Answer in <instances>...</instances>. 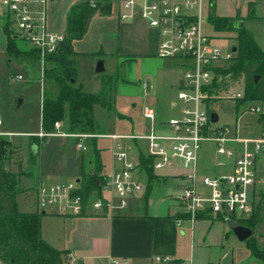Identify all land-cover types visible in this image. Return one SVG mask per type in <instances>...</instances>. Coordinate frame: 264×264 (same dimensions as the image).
I'll return each instance as SVG.
<instances>
[{"label":"crops","instance_id":"crops-1","mask_svg":"<svg viewBox=\"0 0 264 264\" xmlns=\"http://www.w3.org/2000/svg\"><path fill=\"white\" fill-rule=\"evenodd\" d=\"M80 1L82 0H49L47 6H45L49 30L53 33H64L67 26L68 12L73 5ZM89 1H110L112 14L106 17L95 16L90 23L88 34L83 39L73 43L75 52L73 60L77 69L76 85L89 94L98 95L109 92L112 104L95 105L94 119L97 132L92 137L95 139L92 141V138H88L83 141L87 148L86 151L78 149V140L76 139L75 149L77 152L82 153L80 156L77 153L73 154V146L70 147L68 144V139H72L71 137L52 136L41 138L38 134L46 132L43 130L42 122L38 131L17 132L8 129L6 120L0 112L4 120L1 130L13 134L4 138H8L9 141L17 140L23 145L21 149L26 148L29 142H32L28 158L22 159L16 164H10V162L7 164V168L12 172H17L21 164L22 170L25 172L20 180V186L28 191L17 197L20 210L23 212L39 211L37 189L42 182L41 167L46 155L44 146L50 144L49 139L59 140L58 144L51 147L47 153L56 158L54 162L55 169H52L51 174L55 177L67 178L68 182L73 180L80 182L82 175L99 168L102 184H106L108 178L114 172L120 170L122 165L113 155V141L105 136L145 135L152 131L158 134L170 132L165 117L157 111L156 107L146 103L149 99H155L156 101L161 98L164 99L167 97L168 92L176 93L175 89L180 81V77L177 78L176 71L172 68L175 60L163 59L158 55V32L151 28L140 16L128 20L121 19L123 0ZM209 6L211 10L209 13L210 19V14L214 11L211 8V0ZM214 6H216L215 3ZM255 6H264V2ZM255 6L252 13L256 16ZM39 7L42 8V6ZM238 13L244 19L248 16H245L240 10ZM256 18L258 17L256 16ZM7 19L9 20L2 7V12H0V65H3V58L9 55L8 39L1 30L4 28ZM243 23L240 22V27ZM233 49L234 47L232 51ZM82 60L89 61L90 78L82 77L79 73V62ZM108 60H110V64L107 63ZM99 63L104 65V71L101 73L97 72ZM137 63H140L144 83H142V80L139 83L138 95L134 97L132 103L133 109L137 108L136 101L139 96L144 103L141 105L139 113L133 111L129 115L130 131L123 129L120 132H100L102 127L97 120L98 114L99 116H105L107 120L112 119L111 113H106V111L114 112L112 105L114 104L115 108L119 97H122L119 94L122 87L135 84L133 68L137 67ZM144 85H146V88H144ZM244 88V85L241 86L239 91ZM216 101L223 100L213 99L209 104H214ZM232 101L235 102V105L230 109L220 103L211 114L217 113V109L222 110L234 116L235 123L232 125L228 123L219 125L221 117L217 113L219 119L215 124L219 127H230L234 130L235 135L238 132L241 138L258 135L264 129V114L255 116L248 113L249 102ZM176 102L175 95L167 104V110L171 114V118L180 115V108L174 106ZM253 102L261 104V101ZM145 107H151L155 110L156 120L154 123L144 117ZM244 115L252 116L242 124L240 118ZM119 116L121 119L124 118L123 115ZM61 131L69 133L63 128L62 123ZM53 132H56L55 127L52 132L46 133ZM92 142L93 147L90 146ZM206 143L212 142L202 144L198 164L199 176L218 177L233 173L234 160L218 157L214 143H212L215 149L212 159L204 161L201 152L203 145ZM128 147L131 157L139 164L142 156H148V144L143 140L129 141ZM228 147L239 152L242 145L240 143H229ZM260 159L258 182L252 192L255 211L260 201H264L262 167L264 154ZM32 163L39 165L38 174L35 173V169L33 172ZM153 173L155 177L150 180L146 171L141 169L140 177L146 186L145 190L142 193L130 196L128 207L113 214L96 215L91 205L87 207L86 213L81 216L63 215L55 207L39 211L43 213L41 230L43 239L56 249L69 252L68 258L72 260L70 264H116V262L119 264H153L156 256L173 258L179 264H189L191 258L197 264H229V262L230 264H243L245 261H251L252 258L260 261L253 256L250 250V239L242 242L230 229L229 220L241 223L240 220L223 217L215 218L208 212L201 213L194 223L189 220V216L180 201L184 184L181 169L170 168L161 172H154L153 170ZM197 187L200 191L209 193L203 183L199 182ZM104 197L109 198L111 194L104 193ZM255 211L252 216L255 215ZM252 216L244 220H249ZM178 221H181V223H178ZM261 226L264 227V222L255 223L254 225L257 230ZM256 229L253 238L257 246L262 249L263 237L261 238L257 234ZM254 263L256 262L254 261ZM260 264L264 263L261 262Z\"/></svg>","mask_w":264,"mask_h":264},{"label":"built area","instance_id":"built-area-1","mask_svg":"<svg viewBox=\"0 0 264 264\" xmlns=\"http://www.w3.org/2000/svg\"><path fill=\"white\" fill-rule=\"evenodd\" d=\"M48 1L0 0L12 29L40 50L43 60L47 54L57 52L65 38L64 33H53L48 28L45 9ZM121 7V19L140 16L158 32L160 58L175 60L184 68L183 78L175 89L180 105L176 102L174 106H179L180 115L167 122L170 130L167 134L152 131L145 135L105 136L113 141V155L122 165L121 169L114 172L106 184H101L95 198L86 206L80 194L81 184L76 180L40 185L37 189L39 211L55 207L63 215L81 216L84 208L91 205L95 214L102 216L127 208L130 196L142 193L146 188L140 177V164L131 157L128 142L143 140L148 144V156L153 159L154 172L170 168L183 171L180 201L192 223L204 212L215 218H249L255 211L252 192L258 182L259 162L264 154V129L254 137L241 138L230 127H219L211 120L210 101L243 100L245 88L227 96H223L220 90L210 94L215 84H222L223 76L217 70L233 61L236 52L215 44L205 34V0H123ZM18 78L22 79V76ZM247 112L261 116L264 109L256 102H249ZM143 115L152 123L156 120V112L151 107H145ZM3 125L0 114V141L2 137L13 135L1 131ZM55 129L56 132H41L38 136L75 138L78 149L82 151L87 150L83 141L94 137L87 133L62 132L59 122L55 123ZM204 142L216 145L218 157L234 160L233 173L218 177L199 176L198 164ZM229 143H240L242 148L237 152L228 147ZM262 167L264 178V162ZM199 182L209 193L198 189ZM104 193L111 194V197H104ZM70 261L68 259L65 264H70ZM153 264L179 263L170 257L156 256ZM189 264L197 263L191 258Z\"/></svg>","mask_w":264,"mask_h":264},{"label":"trees","instance_id":"trees-1","mask_svg":"<svg viewBox=\"0 0 264 264\" xmlns=\"http://www.w3.org/2000/svg\"><path fill=\"white\" fill-rule=\"evenodd\" d=\"M254 6V3L250 4L249 14L245 19L241 17L240 13L234 18H221L213 12L210 14V21L217 32L237 34L239 46L235 59L217 71L223 77L230 75L233 80H238L245 75V98L241 100L244 102H264V51L255 39L253 32L244 24L240 27L241 20L264 23V19L256 18L252 13ZM211 8L215 9L214 0H211ZM111 14L112 4L110 1L82 0L69 10L64 41L60 44L57 52L44 57L43 76L58 86L56 98L45 95L43 99L42 127L44 131L52 132L55 123L59 122L69 133L96 135L94 107L97 104L110 102L109 92L98 95L89 94L76 85L77 69L73 60L75 55L73 43L88 34L90 23L95 16L106 17ZM4 29L5 31L11 29L12 32H15L8 19ZM15 34L14 40L21 39L28 42L16 32ZM13 42L8 37V53L10 54L14 52ZM33 49L38 58H41L40 50L34 47ZM256 76H259L257 83L255 82ZM223 86L215 84L210 94L219 91ZM92 139L94 141L95 138ZM93 145L92 142L90 146L93 147ZM152 164V157H141L140 168L146 171L150 180L155 177ZM98 169L84 174L80 178V194L85 206L95 198V192L99 191L102 184ZM24 175L25 172H23L21 164L17 172H12L6 167L3 157H0V261L2 264H65L69 259V252L56 249L42 237L43 213L20 210L17 197L28 191L20 186V180ZM255 212V215L249 220H240V222L253 229L255 223L264 222L263 200L260 201ZM85 213L86 209L84 208L83 214ZM249 243L253 256L264 263V251L257 246L253 237L250 238Z\"/></svg>","mask_w":264,"mask_h":264},{"label":"rangeland","instance_id":"rangeland-1","mask_svg":"<svg viewBox=\"0 0 264 264\" xmlns=\"http://www.w3.org/2000/svg\"><path fill=\"white\" fill-rule=\"evenodd\" d=\"M215 9L213 13H215L218 17H236L238 11L240 10L245 16L249 14V6L251 3L255 5H261L264 0H214ZM210 0H205V21H204V32L210 38L213 39V42L217 45L222 46L224 49L232 50V48H236L239 46L238 40L236 38L237 34L234 32H225L219 33L215 30L213 23L209 19L210 13ZM255 13L258 18L264 19V6H255ZM0 12H2V7L0 6ZM244 22V26L249 28L253 34L260 47L264 51V24L261 22ZM8 39L10 37L14 42V52L13 54L8 53L7 57L3 58V65H0V112L4 116L6 120V124L8 129L20 132L26 130H36L38 131L40 128V123L42 122V111H43V99L45 95L50 96L51 98H56L58 95V86L56 83L46 80L43 76L44 69V60L42 58H38L37 53L33 49V47L28 43L21 39H15V32H12L11 29L5 31V29H1ZM15 35V36H14ZM31 58L33 60H29ZM89 61L82 60L79 62V73L82 77L90 78L89 73ZM110 64V60L107 61ZM172 63V62H170ZM172 68L176 71L177 78L180 77V80L184 75V68L179 62H173ZM144 71V69H143ZM133 78L135 77V84L127 85L122 87L119 90V94L122 97H119L116 107L114 108V104L112 105V110L114 112H110L107 110L106 113H111L112 119L107 120L105 116H97V120L101 125L100 132H120L123 129L125 131H130L131 122L129 119V115L135 111L136 113L141 110V105L144 103L143 99L139 96L136 101L137 108L133 109L132 103L134 102V97L138 95V90L140 88L139 83L142 80L144 83V78L142 77V70L140 69V63H137V67L133 68ZM103 75V74H102ZM18 76H22V79H19ZM106 77V76H105ZM115 81V80H114ZM146 81V80H145ZM180 83V81H179ZM222 85H224L220 91L223 96H227L234 92L240 90L241 86H245V75H243L238 80H233L231 76L222 78ZM108 87L110 85L108 83ZM108 88V89H109ZM118 92V91H117ZM141 93V92H140ZM176 95V101L178 105L180 102L177 100V93H167V97L164 99H160L156 101L155 99H149L146 101L148 105L156 107L157 111L165 117L168 122L171 119V114L168 113L167 104L173 99ZM22 100V103L19 102ZM108 101V99H107ZM106 101V102H107ZM112 101L108 102L109 104ZM220 103L224 104L226 108L230 109L235 105V102L232 100H223L216 101L214 104H209V113H211L214 109L217 108V105ZM262 108L264 109V103L260 102ZM179 107V106H178ZM217 113L220 115L219 125H223L225 123L234 124L235 119L234 116L228 114L222 110L217 109ZM113 113V114H112ZM119 115H123L124 118H120ZM252 115H244L240 118V123H244V121L248 120ZM2 131V130H1ZM14 141V142H13ZM9 141L8 138L2 137L0 141V157H3L4 163L7 167L8 162L10 164H16L18 161L22 159L28 158V152H31L32 142H29V145L26 148H23V145L17 140ZM40 141V140H38ZM50 144L44 146L45 150V159L42 163V182L41 185L51 186L55 184H62L68 182L67 178L55 177L51 174L52 169H55V160L56 158L53 155L47 154L49 149L54 145L58 144V139H49ZM76 139H68L69 146H73V154L77 153L79 156L82 155L80 151H76ZM72 150V151H73ZM214 145L212 143H206L203 145V149L201 154L203 155L204 161H208L212 159L214 154ZM15 160V161H14ZM205 166V163H204ZM31 168L33 172H37L39 165L37 163H32ZM35 169V170H34ZM36 174V176H37ZM256 229V228H254ZM257 230V229H256ZM257 234L262 239L261 248L264 250V227H260L257 230ZM257 240V238H256ZM260 245V244H259ZM252 258V257H251ZM251 261H245L243 264H260V261L252 258ZM254 261L256 263H254ZM259 262V263H258ZM230 264V262H229Z\"/></svg>","mask_w":264,"mask_h":264},{"label":"water","instance_id":"water-1","mask_svg":"<svg viewBox=\"0 0 264 264\" xmlns=\"http://www.w3.org/2000/svg\"><path fill=\"white\" fill-rule=\"evenodd\" d=\"M233 51H236V48L233 49ZM104 71V65L103 63H99L98 68H97V72L101 73ZM259 81V76L255 77V82L257 83ZM73 82H75L73 80ZM22 103V100L19 102V104ZM218 114L217 113H212L211 114V120L212 122L216 123L218 122ZM228 224L230 226V229L234 232V234L237 236V238L244 242L249 240L250 238L254 237L256 231L255 229L245 226L241 223L235 222L234 220H229Z\"/></svg>","mask_w":264,"mask_h":264}]
</instances>
